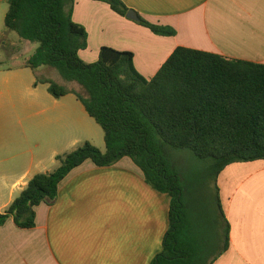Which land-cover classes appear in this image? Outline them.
<instances>
[{
    "label": "crops",
    "instance_id": "1",
    "mask_svg": "<svg viewBox=\"0 0 264 264\" xmlns=\"http://www.w3.org/2000/svg\"><path fill=\"white\" fill-rule=\"evenodd\" d=\"M122 1L176 34L157 35L105 2L76 0L73 21L88 34L83 61L97 62L103 47L129 51L147 80L180 47L264 65V0ZM9 2L0 0L2 213L36 175L58 168L57 156L97 138L78 92L55 98L48 84H36L49 69L26 66L38 44L6 28ZM217 184L225 220L210 234L213 264H264V160L228 166ZM170 210L171 197L149 186L131 158L104 168L87 161L61 183L54 203L36 208L34 228L21 229L13 219L0 226V264H152L163 250Z\"/></svg>",
    "mask_w": 264,
    "mask_h": 264
},
{
    "label": "trees",
    "instance_id": "2",
    "mask_svg": "<svg viewBox=\"0 0 264 264\" xmlns=\"http://www.w3.org/2000/svg\"><path fill=\"white\" fill-rule=\"evenodd\" d=\"M75 1L10 0L5 26L20 39L38 44L28 68H55L63 79L87 91L88 98L76 95L103 130L106 150L86 142L57 156L54 172L36 175L11 206L0 211V226L13 219L21 229L34 228L36 208L57 200L61 183L74 169L87 161L111 167L128 157L149 186L171 197L170 227L152 264H213L210 234L225 216L218 187L217 208L211 209L206 186L211 179L217 183L232 164L264 160V65L184 47L150 80L137 71L129 51L103 47L99 60L87 63L79 53L88 46V34L73 21ZM97 1L123 17L130 11L122 0ZM138 16L137 23L157 35L176 34L171 26ZM38 83L48 84L55 98L68 94L37 76ZM173 151H190L205 169L182 175L172 161ZM227 224L224 250L229 246Z\"/></svg>",
    "mask_w": 264,
    "mask_h": 264
},
{
    "label": "rangeland",
    "instance_id": "3",
    "mask_svg": "<svg viewBox=\"0 0 264 264\" xmlns=\"http://www.w3.org/2000/svg\"><path fill=\"white\" fill-rule=\"evenodd\" d=\"M47 68L49 69V72L40 73L39 77L41 79H47V80L53 81L57 83L58 85H60L67 92L76 91L83 97L88 98L87 91L84 88H82L79 84L75 82L66 81L65 79L62 78V76L59 74V72L55 68H52V67H47ZM91 121H92V124L91 126H89L91 128V132L92 134L97 135V138L93 139L95 143L94 144L92 143V144L97 146L99 149H101L104 152L106 150L104 133L102 129L100 128V126L96 124L94 120H91ZM85 138H88L86 131H85ZM172 161L174 165L177 167V169L180 171V173L184 176H188L189 173H193V172L199 173L200 171L205 169V165L202 162H200L190 151H173ZM216 187H218V184L215 183L213 179L209 180L206 186V195L211 200L209 202V206L211 207V209L217 208L216 203H215Z\"/></svg>",
    "mask_w": 264,
    "mask_h": 264
},
{
    "label": "water",
    "instance_id": "4",
    "mask_svg": "<svg viewBox=\"0 0 264 264\" xmlns=\"http://www.w3.org/2000/svg\"><path fill=\"white\" fill-rule=\"evenodd\" d=\"M126 17L128 19H130V20H133V21H138L139 20V16H138L137 12L134 11V10L128 11Z\"/></svg>",
    "mask_w": 264,
    "mask_h": 264
}]
</instances>
